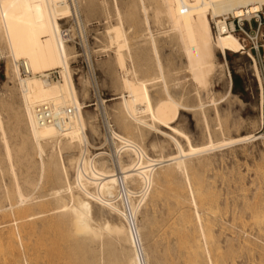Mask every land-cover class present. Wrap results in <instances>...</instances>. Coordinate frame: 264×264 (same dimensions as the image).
Wrapping results in <instances>:
<instances>
[{"label":"rangeland","instance_id":"1","mask_svg":"<svg viewBox=\"0 0 264 264\" xmlns=\"http://www.w3.org/2000/svg\"><path fill=\"white\" fill-rule=\"evenodd\" d=\"M139 1L70 0L71 10L74 12L72 13L73 17L70 19L77 17L76 22L74 23L70 19L62 21L63 25L67 23L72 27L73 36L68 45L72 47L70 49L72 52L71 68L76 77L77 86L79 89L81 88L79 78L82 75L88 76V80L91 81L88 96L85 99L84 111L88 116H96L94 125L96 129L93 131V127L88 128V135L92 144L90 152L93 155L105 152L107 156L112 155V158L117 159L120 147H118V142L115 140L110 128L122 134H131V131L128 132L129 128L128 130L126 128L128 126L122 124V122H125L121 120L122 118L120 119L121 105L119 103H122L121 97L123 94L120 80L122 73L115 59L117 46L111 43L107 32L114 25L123 22L131 52L135 59L140 57L142 63H146L144 58L148 60L149 56L147 55L150 54V31L145 24ZM145 1L147 9L149 8L148 12H150L151 31L157 37L161 49L164 46L162 49L164 57H167L170 64L173 63V68L177 70H173L175 73L172 71V76L170 75L172 81L175 80L173 85L170 76L168 77L170 80H167L171 82L176 98L179 99L180 97L182 103L191 105V109L182 112L178 126L191 137L194 146L210 145V141H212L216 146L222 144V147L201 154L202 156L191 157L189 159V173L183 174L181 172L178 173L179 175L174 176L176 178L170 176L168 181V178H166V181H161L159 184L161 188L159 186L158 188L163 193L160 192L159 197L158 195L157 197L153 196L155 194L154 188L151 194L149 193L147 200L145 199L140 204V189L133 186L130 187L132 191L129 194L132 197L127 193L123 195L122 209L129 218L132 216H129V214L133 213L130 212L131 209L137 208L139 206L138 202L140 204L136 217L138 220L132 217V220L134 219L132 225L135 222L133 228L136 234L137 229L141 228L143 241L138 238V243L144 264H192L195 258L199 259L200 264H211V260L212 264H264V28L260 35L259 55L250 52L251 45H248L242 51L243 53L228 52L225 57L217 52L216 57L218 59H215V67L213 73H211L212 77L210 76V83L208 81V88H205L198 85L191 78L192 75L186 67V60L175 49L176 47H173L172 43H175V41H171L169 36L168 18L165 13H159L158 11L163 8L161 0ZM260 14L264 21V7ZM236 36L240 39L239 35ZM240 41L242 42L241 39ZM6 43L3 34L0 35V112H2L1 118L2 115L4 117L2 119L4 130H1L2 127L0 126V189H4L2 190L4 192L0 190V220H2L0 221V264H81L82 259V264H123L118 261L111 262V257L108 253H105L107 249L102 241L103 239L93 244L94 246L92 245L93 248L90 251L81 254L70 252L71 242L67 237V227L62 226L59 228L60 226L55 224L54 227L57 230L58 228L62 230L66 228L63 233L59 232V234V230L55 231V229L51 232H47L48 230L41 232V228H39L41 222L38 218L41 215H36L38 225L34 233L28 236L30 242L26 239H22V241L19 238L15 239V235L12 237L15 229L13 228L11 231L12 227H15L12 224L15 219L13 204L16 201L11 190L12 183L15 182V175L7 159V153L5 152L7 141H4V137L11 146L13 160L16 161V163L14 161L15 171L20 182L21 180L22 182L28 180L30 177V181L33 179L35 182L38 180L36 183H41L36 191L32 189L28 192L32 195L35 193L34 196L43 193L42 195L47 194L46 198H49L51 197L50 194L58 189L57 186H64V183L68 184V181L74 184L75 172L73 164L66 160L70 152L64 151L63 156L65 157L70 179L67 181L66 176L63 175L60 183L55 182L57 181L56 172L50 173V170L43 175L41 157L33 148L32 145L34 144L29 141L31 140L29 139L30 135L27 133L28 130L26 131L27 128L25 129L27 125H25V119L22 117L24 116V114L22 115L24 107L22 106L21 88L19 79L15 77L12 71L14 60ZM127 50L128 48H125L124 52L127 53ZM250 53L256 59L261 81L258 79L257 69L254 65L255 61L249 55ZM21 68L23 76L24 70L23 67ZM56 71L59 72L60 70ZM147 74L151 76L153 71L151 70ZM23 77L27 78L25 75ZM231 79L232 86L230 85ZM55 80H61V74ZM150 92L154 104L162 98L158 87L150 88ZM202 103H204L205 108L200 107ZM123 125H125L126 131ZM162 130L165 131L166 129ZM1 131L6 132L5 134L2 133L6 136H2ZM145 131L149 133L146 132V135L145 133L144 135L134 134L135 131L132 133L135 138H139L140 144L148 150L147 152H149L151 158H159L164 151L163 155L165 156L177 153L174 146H168L169 138L163 133H156V131L153 132L150 129H145ZM241 136H251L250 138L253 136L254 138L241 142L239 140ZM179 140L185 149H189V145L184 138L180 137ZM154 142H157L155 145H163L164 150H155L152 145ZM46 150L45 159L53 153L51 147L47 146ZM79 150L76 147L71 154L79 155ZM162 150L163 152H161ZM56 151H54V158H56L54 161H61V154L58 150ZM28 165L29 167H27ZM167 168L169 167L160 168L156 173L161 174ZM41 174L43 179H41ZM186 174L188 175L186 176ZM155 176L157 175L155 174ZM171 177L174 179L172 180ZM189 177L192 179L198 197L203 196V203L198 205V210L190 200L191 193L187 181ZM179 186L184 190L179 192ZM178 193H180V198ZM181 199L183 200L180 201ZM39 211V207H34L33 213L30 212V214ZM196 211L202 216L203 223L201 226L197 220ZM125 224L128 225L127 222ZM201 231H205V235ZM47 235L50 237H46ZM54 236L56 240H54ZM38 237H40L39 240ZM48 239L49 241L52 240L53 246L50 245ZM117 241V251H119L121 258H126V252H130L126 249H130L129 246L131 245L124 241L121 243L122 240ZM13 243L16 246H13ZM27 243H31L32 248H28ZM18 244L20 247L17 246ZM91 252L93 253L91 254Z\"/></svg>","mask_w":264,"mask_h":264},{"label":"bare ground","instance_id":"2","mask_svg":"<svg viewBox=\"0 0 264 264\" xmlns=\"http://www.w3.org/2000/svg\"><path fill=\"white\" fill-rule=\"evenodd\" d=\"M161 3L163 8L158 11L159 13H165L168 18L170 28L168 32L170 35L168 33L167 35L171 37V41H175V43H172L173 47H176L175 49L186 60V67L192 75L191 78H193L198 85L205 88H208L207 83L215 67L217 52H220L225 57L228 52L239 53L245 49L244 44L235 34L229 31L227 23L221 17L232 14L235 17L244 16L251 19L254 15H260L264 7V0H161ZM139 5L144 15L145 24L148 26L147 29L150 31V54L147 55L149 56V61L144 58L146 63L143 64L140 57H136V59L139 60L137 62L128 46L127 33L123 22L114 25L107 32L111 39V43L117 46L115 59L122 73V78L120 80L123 94L121 97L122 103H119L121 105V111L119 112V114L121 113L120 119L122 118L121 120L125 122H122V124L128 126L126 127L127 130L129 128L128 132L131 131V134L129 133L130 135H128L127 133L122 134L110 128L115 140L118 142V147H120L118 157L115 159L112 158V155L107 156L105 152L96 155L90 152L92 144L88 135V128L93 127V131L96 129V126H94L96 116H88L84 108L91 81L88 80V76L82 75L79 78L81 88H78L76 77L71 68L72 52L70 49H72V47L68 45L70 39L63 33L62 21L72 18V13H74L71 10L70 0H0V35L3 34L7 42L6 44L8 45L9 53L14 60L12 71L15 77L19 79L21 88L22 106L24 107L22 113L24 116L22 117L25 119V125H27L25 129L27 128L26 131L28 130L27 133L30 135L29 139L31 140L29 141L33 142V148H35V151L41 157V171L43 175L49 170L50 173L56 172L57 181L55 182L60 183L63 179V175L66 176L68 181L70 179L69 171L65 163V157L63 156V152L68 151L70 153L67 155L66 160L73 164L75 172L74 184L69 181L68 184L63 182L64 186H57L58 189L52 192L49 198H46L47 194L42 195L43 193L34 196L35 193L32 195L28 192L32 191V189L36 191L41 183H36L38 180L35 182L32 179L36 183L35 184L32 180H29L31 179L29 176L28 180H23V182L21 180L22 183L20 182L15 171L16 161L13 160L11 146L4 137V141H7L5 151L7 153V159L15 175V182H11V192L13 195L10 193V196L12 195L16 201L15 204H13L15 219L14 223H12L15 227L11 225V231L13 228L16 229V231L14 229L16 233H12V237L15 235V239L19 238L21 241L22 239L29 241L28 236L37 229L38 221L36 219L39 218L41 222L39 227L41 228V232L44 230L51 232V230L55 229V224H58L60 226H58L59 228L62 226L67 227V237L71 242L70 252L74 254L90 251L91 248H93V244L103 239L102 241L107 249L105 253H108L109 257H111V262L118 261L123 264H144V259H142L138 243V238L140 241H143L141 228L137 229L136 234L133 228L135 222L132 225V221L137 219L136 217L139 212L140 204L145 201V199L147 200L149 193L151 194L154 188L155 194L153 196L157 197L158 195L159 197L160 192H162L159 190V188H161V185L159 186L161 181H166V178H168V181L170 176L174 177L181 172H183V174L189 173V159L191 157L208 153L211 150L222 147V144L216 146L212 141H210V145L194 146L191 137L178 126L182 112L191 109V105L189 106L187 103H182L180 97L177 99L174 95L172 85L175 80L172 81L171 73L175 68L172 66L173 63L170 64V60L164 57L162 52L164 46L161 49L157 37H155L151 31L150 12H148L149 8L147 9L146 1L140 0ZM74 19H76V17H74ZM214 23L217 27V34L214 31ZM125 48H128L127 53L124 52ZM165 58H167V60H165ZM251 58L255 61L254 65L257 69L258 79L261 81L256 59L252 54ZM172 61L171 59V62ZM21 67H23L25 73H28L26 76L27 78H24V75L22 76ZM54 70H60L61 80L56 81L55 79H47L50 72ZM151 70L153 74L149 76L147 72ZM175 71L173 72L175 73ZM145 74H147V76H145ZM169 76L172 83L169 82ZM173 76L175 75L173 74ZM230 85H233L232 79ZM152 87H158L161 92L160 97H162L161 99L159 97L160 100H157L155 104L150 94V88ZM41 105H50L55 110L59 115V126L55 124H40L37 108ZM200 107L205 108L204 103H202ZM69 109H71V114L67 113ZM1 113L2 112H0V126L2 127L1 130H4V122L2 120L4 117L2 115L1 118ZM124 127L125 125H123V128ZM131 129L135 131L134 134L138 135H144V133L146 135V132L149 133L145 131V129H150L153 132L156 131V133H163V135L169 138V140L167 139L168 146H174L177 153L165 156L163 155L165 152H163L164 146L155 145L157 142H154L152 144L153 148L155 150L163 149L161 151L163 153H161L162 155L159 158H151V155L147 152L148 150L140 144L139 138H135L132 133L134 131ZM162 129L166 130L163 131ZM2 133H4V131H1V135ZM180 137L187 141L189 149H185L184 145H182L179 140ZM241 137L239 138L241 142L254 138L253 136L252 138H250L251 136ZM210 139H212V137H210ZM234 141H232V143H234ZM47 146L52 148L51 152L53 153L50 157L45 159V154L48 150V148L46 150ZM76 147L80 149V154H71L72 150ZM56 150L61 154V161H54L56 159L54 158V151ZM125 157L127 158L126 160ZM165 166L169 167L166 171L164 169L163 173H156L158 169ZM27 167H29V165ZM20 171L22 170L20 169ZM155 174L157 176H155ZM43 175L41 179H43ZM187 175L188 174H186V176ZM187 179L191 193V199H189L192 200L191 202L198 210V205L203 203V196L201 195L202 197H198L199 195L193 187L192 179L190 177ZM132 186L140 189L141 196L139 197L141 199L140 204L138 202L139 206L137 208L134 207L135 209H131L130 212L133 213L129 214V216L132 215L130 216L131 218H129L122 209L124 203L122 200L124 194H131L132 190H130V187ZM180 187L181 186H179V188ZM181 188L178 190L179 192L184 190ZM0 190L2 191L4 189ZM179 194L180 193H178V197ZM129 196L132 197L131 195ZM182 200L183 199L180 201ZM34 207H39L40 211L30 214V212L33 213ZM29 210L32 211L29 212ZM196 212L197 220L200 222L201 226L203 223L202 216L198 211ZM36 215H41V217L36 218ZM8 217L10 216L8 215ZM132 217L134 218L133 220ZM125 222H127L128 225H126ZM59 228V231L55 229V231H58V234L59 232L63 233V230L66 229L62 230ZM201 232L205 235V231ZM55 236L54 240H56ZM46 237L50 236L47 235ZM39 238L40 237H38V240ZM52 240L49 241L48 239L50 245H52ZM116 240H122L121 243L124 241L128 243V245H131L129 246L131 247L130 249H126L127 251L130 250V252L128 253L125 251L127 253V256L125 255L126 258H121L119 251H117ZM27 244L28 248H30L31 243ZM13 246L16 245L14 244ZM17 246L20 247L19 244ZM123 246L126 247L125 245ZM104 249L102 250L104 251ZM93 252H91V254ZM94 253L96 254V252ZM29 254L27 255L29 256ZM192 264H200L199 259L195 258Z\"/></svg>","mask_w":264,"mask_h":264},{"label":"built area","instance_id":"3","mask_svg":"<svg viewBox=\"0 0 264 264\" xmlns=\"http://www.w3.org/2000/svg\"><path fill=\"white\" fill-rule=\"evenodd\" d=\"M261 15V14H260ZM260 15H254L251 19H248L244 16H233L232 14H228L225 17H221L227 23L229 31L235 35H239L242 43L244 44V48L248 45H251V53H255L256 55L260 54V35L264 28V21ZM77 19V17H76ZM76 19H72V22H76ZM69 24L63 25V33L65 36H68V39H72V30ZM214 30L217 34V27L214 23ZM243 49V50H245ZM251 53L249 54L251 56ZM24 75L27 76L28 73ZM58 71H51L49 77L47 79H57L59 76ZM68 114H71V109L68 110ZM37 115L40 124H55L59 126V115L55 112V110L50 105H41L37 108Z\"/></svg>","mask_w":264,"mask_h":264}]
</instances>
